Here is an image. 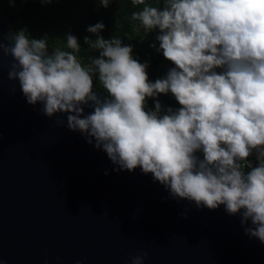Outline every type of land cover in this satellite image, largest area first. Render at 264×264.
Instances as JSON below:
<instances>
[{
  "label": "clouds",
  "instance_id": "clouds-1",
  "mask_svg": "<svg viewBox=\"0 0 264 264\" xmlns=\"http://www.w3.org/2000/svg\"><path fill=\"white\" fill-rule=\"evenodd\" d=\"M100 3L107 8L111 0ZM131 3L143 6L131 15L137 31L159 30V48L151 47L175 66L165 77L151 82L148 63L133 58L131 44L101 36L105 25L98 22L87 28L96 39L85 36L84 43L99 56L86 65L71 33V51L50 55L46 38L32 39L26 29L12 32L9 43L0 40V52L13 60L8 79L19 82L28 104L43 105V115L67 113V127L89 144L94 139L116 170L151 173L172 199L197 208L223 205L229 215L243 210L242 225L250 220L254 226L245 234L264 244V0ZM94 76L105 98L93 92ZM168 93L178 108L155 99ZM90 102L94 110L85 115ZM181 215L187 218V209ZM147 256L132 257V264H144Z\"/></svg>",
  "mask_w": 264,
  "mask_h": 264
},
{
  "label": "water",
  "instance_id": "water-1",
  "mask_svg": "<svg viewBox=\"0 0 264 264\" xmlns=\"http://www.w3.org/2000/svg\"><path fill=\"white\" fill-rule=\"evenodd\" d=\"M11 23L0 0L4 43ZM11 63L0 52V264H132L144 252V264H264L243 210L197 208L172 199L151 173L116 170L94 139L67 127V113L49 118L27 103L8 79Z\"/></svg>",
  "mask_w": 264,
  "mask_h": 264
},
{
  "label": "trees",
  "instance_id": "trees-1",
  "mask_svg": "<svg viewBox=\"0 0 264 264\" xmlns=\"http://www.w3.org/2000/svg\"><path fill=\"white\" fill-rule=\"evenodd\" d=\"M8 16L12 19L15 31L26 29L30 38L44 39L49 43L50 50L71 51L66 47V35H75L81 46L78 58L82 64L90 62L89 57L99 56V52L89 48L84 43V37L95 40L96 36L87 31L89 26L102 22L105 28L100 33L105 39L116 36L123 44H131L133 58L139 62L148 63V76L151 82L165 77L168 70L175 67L163 57L162 51L158 52L159 42L156 36L159 30L148 32L143 28L137 31L138 21H133L131 15L143 6H133L131 0H111L104 8L100 0H52L50 4H42L41 0H2ZM146 3L163 6V0H146ZM152 44L156 48L151 47ZM94 87L103 91L96 76ZM159 99L164 108H178L179 104L171 93L161 94ZM149 110H154V98L147 102Z\"/></svg>",
  "mask_w": 264,
  "mask_h": 264
},
{
  "label": "built area",
  "instance_id": "built-area-1",
  "mask_svg": "<svg viewBox=\"0 0 264 264\" xmlns=\"http://www.w3.org/2000/svg\"><path fill=\"white\" fill-rule=\"evenodd\" d=\"M198 155H201V157H202V154H198ZM250 159L253 161V164L255 165V163H256L255 155H253V157H251Z\"/></svg>",
  "mask_w": 264,
  "mask_h": 264
}]
</instances>
